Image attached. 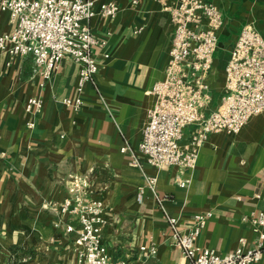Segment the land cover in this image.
<instances>
[{"label":"crops","instance_id":"obj_1","mask_svg":"<svg viewBox=\"0 0 264 264\" xmlns=\"http://www.w3.org/2000/svg\"><path fill=\"white\" fill-rule=\"evenodd\" d=\"M209 1L219 6L223 24L206 74L210 101L204 114L221 100L224 66L240 27L251 23L264 36V0ZM102 2H114L118 11L100 14ZM174 3L94 0L86 23L105 45L93 47L98 70L84 84L77 108L63 102L77 93L80 64L73 58L62 57L44 79L33 71L31 56L0 50V264H73L75 231L66 224L77 225V216L61 214L59 206L76 196L103 201L107 222L101 235L110 262L187 264L147 176H154L157 194L181 228L192 214L212 212L199 246L224 254L240 237L252 244L256 232L246 218L264 211V112L236 134L210 133L193 168L156 167L137 151L154 102L149 90L163 78L168 61ZM12 27L9 13L0 10V32ZM30 96L42 99L40 112L25 110ZM198 126H185L181 143ZM134 156L139 165L131 163ZM141 245L156 252L144 255ZM255 264H264V257Z\"/></svg>","mask_w":264,"mask_h":264},{"label":"built area","instance_id":"obj_2","mask_svg":"<svg viewBox=\"0 0 264 264\" xmlns=\"http://www.w3.org/2000/svg\"><path fill=\"white\" fill-rule=\"evenodd\" d=\"M93 6L94 0H0V10L7 11L13 23L10 31L0 32V50L11 55L31 56L33 71L44 79L66 55L80 64L77 93L63 99L66 105L75 108L82 104L84 84L93 82L98 70L93 47L105 45L86 23L94 13ZM98 9L100 14L112 16L118 11V5L102 2ZM170 12L174 30L169 57L163 78L154 82L149 90L154 102L148 110L137 151L156 167L193 168L199 148L210 133L236 134L252 115L264 112V36L251 23L240 27L224 66L221 100L204 114L202 110L210 101L206 74L217 48L222 12L209 0H175ZM24 106L27 112L38 113L42 99L30 96ZM192 124L199 126L188 142L181 143L184 127ZM28 125L32 126L33 122ZM125 149L123 146L120 150ZM131 163L139 165V160L134 156ZM146 184L170 227L174 246L182 252L187 264H255L264 257L263 210L252 212L246 218L256 232L252 244L246 245V238L240 237L238 246L220 254L214 248L197 243L211 211L192 214L188 226L181 228L178 218L166 209L164 198L157 194L154 176H147ZM104 209L99 198L84 202L76 196L61 202V214L77 216V225L66 224L67 231H75L73 264H126L123 260L115 263L108 260L101 235L107 222ZM140 250L144 255L156 252L153 246L148 249L141 245Z\"/></svg>","mask_w":264,"mask_h":264}]
</instances>
